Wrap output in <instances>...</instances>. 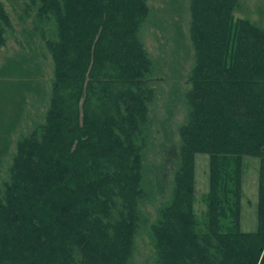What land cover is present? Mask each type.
Here are the masks:
<instances>
[{
    "label": "trees",
    "instance_id": "16d2710c",
    "mask_svg": "<svg viewBox=\"0 0 264 264\" xmlns=\"http://www.w3.org/2000/svg\"><path fill=\"white\" fill-rule=\"evenodd\" d=\"M237 1L188 0L187 120L147 165L148 0H23L51 77L41 122L0 173V264H131L142 233L147 264H264V32L233 17ZM8 33L0 0V50ZM196 155L208 157L199 214ZM244 158L258 162L251 233L239 229Z\"/></svg>",
    "mask_w": 264,
    "mask_h": 264
},
{
    "label": "rangeland",
    "instance_id": "374dc122",
    "mask_svg": "<svg viewBox=\"0 0 264 264\" xmlns=\"http://www.w3.org/2000/svg\"><path fill=\"white\" fill-rule=\"evenodd\" d=\"M2 4L12 33H8L6 45L0 50V173L19 134H25L41 122L48 106L51 77V63L43 44L24 34L31 25L30 19L22 22L23 0H2ZM187 4L188 0H148L149 16L138 34L152 63L151 80L155 89L154 102L149 107L153 146L147 151V165L151 155L158 154L161 147L178 142L177 131L187 120L184 80L193 63L187 34ZM233 17L264 32V0H238ZM207 163L206 155L195 156L193 208L196 214L204 210L200 198L207 191ZM243 163L246 172L241 185L239 229L251 233L256 228L258 162L244 158ZM159 203V199L145 202L142 212L148 221H152ZM136 244L131 264L149 263L151 249L146 235L140 234Z\"/></svg>",
    "mask_w": 264,
    "mask_h": 264
}]
</instances>
